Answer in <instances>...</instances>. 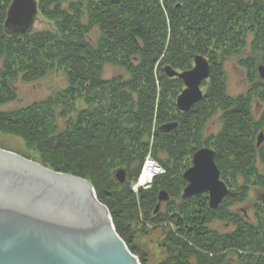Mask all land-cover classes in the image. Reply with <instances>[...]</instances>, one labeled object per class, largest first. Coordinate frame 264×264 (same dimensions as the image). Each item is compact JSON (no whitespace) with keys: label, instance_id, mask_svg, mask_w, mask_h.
Segmentation results:
<instances>
[{"label":"trees","instance_id":"trees-1","mask_svg":"<svg viewBox=\"0 0 264 264\" xmlns=\"http://www.w3.org/2000/svg\"><path fill=\"white\" fill-rule=\"evenodd\" d=\"M12 1L0 0V106L14 99L19 75L31 82L53 68L63 69L68 86L20 110H0V130L21 135L42 153L45 166L88 179L142 264L133 224L145 228L166 221L178 229L170 231V242L181 250L173 264H191L192 257L198 264H264V207L259 197L262 216L256 224L234 214L228 220L233 230L220 233L210 224L223 219L222 207L211 209L207 193L191 198L181 194L187 186L183 174L200 148H213L222 170L237 160L243 166L253 164L261 147L250 142L252 130L258 129L248 109L250 95L235 98L226 93L224 64L249 49L251 63L264 66V0H42L40 8L56 22L57 32L29 33L6 30ZM94 27L100 31L97 41L86 37ZM197 54L210 62L211 85L191 111L181 112L176 104L181 80L168 78L162 67L190 70ZM107 65L124 73L106 78ZM259 80L252 83L264 93ZM78 100L83 109H78ZM218 112L223 128L206 138L205 126ZM60 119H65L63 126ZM174 122L178 127L173 131H160ZM148 151L166 172L150 190L135 194L132 183ZM261 159L264 162V151ZM120 168L127 172L123 185L114 177ZM222 178L231 181L224 171ZM254 184L264 186V175ZM161 190L170 195L165 214L155 212ZM171 206L178 211L170 214Z\"/></svg>","mask_w":264,"mask_h":264},{"label":"water","instance_id":"water-1","mask_svg":"<svg viewBox=\"0 0 264 264\" xmlns=\"http://www.w3.org/2000/svg\"><path fill=\"white\" fill-rule=\"evenodd\" d=\"M39 13L37 0H13L5 21L10 33L32 31ZM167 77H178L185 88L177 98L182 112L192 110L204 97L201 88L211 75L207 57L197 54L194 67L177 71L163 68ZM264 77V66H260ZM178 123H166L160 131L169 133ZM264 133L258 136V146ZM209 147L198 150L193 165L183 177L189 182L184 196L208 193L211 209H216L231 191L221 180ZM114 177L127 181L124 168ZM170 199L167 191L158 195L157 212ZM259 199L264 207V191ZM0 264H142L119 235L107 205L93 184L85 178L48 168L19 153L0 148Z\"/></svg>","mask_w":264,"mask_h":264},{"label":"rangeland","instance_id":"rangeland-1","mask_svg":"<svg viewBox=\"0 0 264 264\" xmlns=\"http://www.w3.org/2000/svg\"><path fill=\"white\" fill-rule=\"evenodd\" d=\"M13 2V1H12ZM39 13L32 29V32L37 31H56V22L45 15L41 10L42 0H37ZM84 4H87L84 1ZM65 7L68 5V2L64 4ZM8 12V11H7ZM100 36V31L97 27H94L89 35L86 37L91 41H97ZM249 49L246 50L245 55H234L229 58L225 64V75H226V93L231 97L238 98L240 96H249V112L257 124L258 129L251 133L250 142L256 146L257 137L261 131H264V97H262V89L260 93L257 92L258 87L254 88L253 80H258L264 82V77H261L260 72V62L255 61L254 64L251 63V55H248ZM158 65L155 67V74L158 78ZM167 65V64H166ZM2 63H0V73H1ZM165 65L162 67V69ZM105 77L112 78L121 73H124V70L118 67L107 65L105 67ZM251 75L254 76L251 78ZM1 78V75H0ZM170 78V77H168ZM211 77L204 81L201 86L204 94L210 88ZM1 80V79H0ZM159 83V80H157ZM160 84V83H159ZM180 85V84H179ZM1 86V81H0ZM68 86L67 73L63 69L53 68L49 70L43 77L27 82L22 79V75H19L17 80L14 83V92L15 97L11 101L3 103L0 106V110L3 113H10L11 111H17L27 106H30L36 102H40L50 96L57 95L60 91L65 89ZM181 92L185 88L183 81H181L180 86ZM180 95V94H179ZM178 98V97H177ZM78 109H83L85 104L82 100L77 101ZM222 113L218 112L216 115L212 116L206 126H205V137H211L213 135H218V132L222 130L223 122L221 120ZM65 119H60L59 124L64 125ZM157 130V122H155V127ZM154 139H152L153 141ZM242 144V143H241ZM0 148L10 150L16 153H19L29 159H32L42 165H44V158L42 153L35 148L30 147L27 144V141L21 136L14 132H4L0 130ZM264 151V144L258 149L253 155L252 162L243 166V164L234 163V166L226 165L222 167V172L226 173L228 178L226 184L231 189V193L224 198L222 203L219 205L216 210H220L222 207L223 219L216 218L210 224L212 230H218L220 233H226L233 230L234 225L230 218L234 214H238L245 220L250 221L253 224L258 222V219L262 214L259 212V201L256 197H259L262 191H257V189L263 190L264 186H257L254 184V181L258 180L261 175H264V162L261 159V153ZM150 153L148 151L145 157ZM152 153V152H151ZM153 155V153H152ZM232 161L235 160V155H231ZM239 163V164H238ZM237 164V165H236ZM45 166V165H44ZM143 166V165H142ZM47 167V166H46ZM49 168V167H48ZM259 174V175H258ZM257 175V177H256ZM146 189V190H150ZM134 192V191H133ZM135 193V192H134ZM137 194V193H135ZM183 196L184 194L181 193ZM177 204L180 202V197L176 200ZM168 203L163 202L160 207V211L164 214L169 211ZM172 212H177L176 207H172ZM177 211H174V210ZM133 226L136 229L134 241L140 249V254L144 259V264H173L178 261L180 249L178 246H175L170 242V231L176 232L177 226L175 222L166 221L157 225L149 224L145 228L141 224L134 223ZM187 232V231H186ZM228 258L232 257V254L229 252ZM138 256V255H137ZM139 257V256H138ZM191 264H198L196 260L192 257L190 259Z\"/></svg>","mask_w":264,"mask_h":264},{"label":"built area","instance_id":"built-area-1","mask_svg":"<svg viewBox=\"0 0 264 264\" xmlns=\"http://www.w3.org/2000/svg\"><path fill=\"white\" fill-rule=\"evenodd\" d=\"M151 152L145 157L142 170L136 181L132 183V190L137 194L141 189L151 188L155 178L165 173V169L153 157Z\"/></svg>","mask_w":264,"mask_h":264},{"label":"flooded vegetation","instance_id":"flooded-vegetation-1","mask_svg":"<svg viewBox=\"0 0 264 264\" xmlns=\"http://www.w3.org/2000/svg\"><path fill=\"white\" fill-rule=\"evenodd\" d=\"M193 67H194V66H193ZM181 72H182V71H181ZM173 78H178V77H173ZM178 79H179V78H178ZM203 84H204V83H203ZM202 86H203V85H202ZM183 90H184V89H183ZM203 92H204V91H203ZM204 95H205V94H204ZM176 101H177V100H176ZM198 103H199V102H198ZM198 103H197V104H198ZM176 104H177V103H176ZM197 104H196V105H197ZM196 105H195V106H196ZM177 107H178V106H177ZM179 110H180V109H179ZM190 111H191V110H190ZM181 112H182V111H181ZM188 112H189V111H188ZM222 128H223V127H222ZM175 129H176V128H175ZM172 131H173V130H172ZM220 131H221V130H220ZM220 131L218 132V134L220 133ZM261 132L264 133V131H261ZM261 132H260V133H261ZM260 133H259V134H260ZM258 136H259V135H258ZM257 143H258V137H257V142H256V146H257V147L262 146V145L264 144V141H263L259 146H258ZM204 147H208V146H204ZM202 148H203V147H202ZM209 148H211V147H209ZM200 149H201V148H200ZM200 149H199V150H200ZM212 149H213V148H212ZM213 150H214V149H213ZM197 151H198V150H197ZM197 151H196V152H197ZM214 151H215V150H214ZM196 152H195V153H196ZM215 152H216V151H215ZM194 155H195V154H194ZM193 157H194V156H193ZM215 158H216V156H215ZM215 162H216V159H215ZM216 164H217V163H216ZM192 165H193V160H192ZM192 165H191V166H192ZM191 166H190V167H191ZM217 166H218V165H217ZM190 167H189V168H190ZM189 168H188V169H189ZM218 168H219V166H218ZM219 169H220V168H219ZM220 172H221V180H223V181L225 182V180L222 178V171H221V169H220ZM184 173H185V172H184ZM183 178H184V177H183ZM184 180H185V179H184ZM185 181L187 182V185H188L189 182H188L187 180H185ZM225 183H226V182H225ZM226 185H227V184H226ZM227 186H228V185H227ZM228 188H229V186H228ZM229 189H230V188H229ZM230 191H231V189H230ZM205 193H206V192H205ZM183 194H184V191H183ZM207 194H208V193H207ZM208 197H209V196H208ZM260 201H261V200H260ZM261 203H262V202H261ZM262 205H263V204H262Z\"/></svg>","mask_w":264,"mask_h":264}]
</instances>
